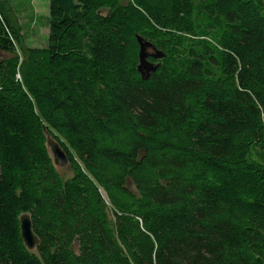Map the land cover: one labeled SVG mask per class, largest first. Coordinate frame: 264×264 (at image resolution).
Instances as JSON below:
<instances>
[{"label": "trees", "instance_id": "1", "mask_svg": "<svg viewBox=\"0 0 264 264\" xmlns=\"http://www.w3.org/2000/svg\"><path fill=\"white\" fill-rule=\"evenodd\" d=\"M49 2L24 60L0 3V264H264V0Z\"/></svg>", "mask_w": 264, "mask_h": 264}, {"label": "rangeland", "instance_id": "2", "mask_svg": "<svg viewBox=\"0 0 264 264\" xmlns=\"http://www.w3.org/2000/svg\"><path fill=\"white\" fill-rule=\"evenodd\" d=\"M7 9L13 22L21 29L23 41L17 49L21 60L28 58L30 50L46 49L49 38V0H0ZM7 53L0 52V62L11 58ZM64 178L72 176L66 167L59 169ZM132 186V183H130Z\"/></svg>", "mask_w": 264, "mask_h": 264}, {"label": "water", "instance_id": "3", "mask_svg": "<svg viewBox=\"0 0 264 264\" xmlns=\"http://www.w3.org/2000/svg\"><path fill=\"white\" fill-rule=\"evenodd\" d=\"M137 41L140 47L138 72L144 81H148L152 74L156 73L159 69L160 63L158 62L161 61L165 55L153 44L145 41L140 36L137 37ZM151 59L156 62H152ZM47 147L51 153L54 166L57 169L68 167L69 159L67 154L62 149L61 145L50 135L47 136ZM20 230L24 245L30 252H34L40 244V241L33 232L32 221L29 215L20 217Z\"/></svg>", "mask_w": 264, "mask_h": 264}]
</instances>
